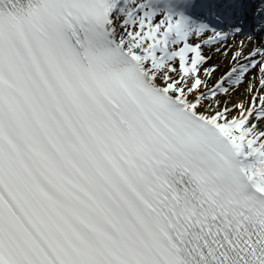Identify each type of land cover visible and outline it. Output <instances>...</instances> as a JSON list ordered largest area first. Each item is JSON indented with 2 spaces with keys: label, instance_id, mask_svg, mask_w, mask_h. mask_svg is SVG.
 Instances as JSON below:
<instances>
[{
  "label": "snow or ice",
  "instance_id": "snow-or-ice-1",
  "mask_svg": "<svg viewBox=\"0 0 264 264\" xmlns=\"http://www.w3.org/2000/svg\"><path fill=\"white\" fill-rule=\"evenodd\" d=\"M0 264H264V0H0Z\"/></svg>",
  "mask_w": 264,
  "mask_h": 264
}]
</instances>
